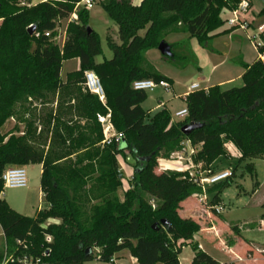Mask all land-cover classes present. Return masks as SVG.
Listing matches in <instances>:
<instances>
[{"label": "trees", "instance_id": "16d2710c", "mask_svg": "<svg viewBox=\"0 0 264 264\" xmlns=\"http://www.w3.org/2000/svg\"><path fill=\"white\" fill-rule=\"evenodd\" d=\"M81 1L50 0L28 7L0 0V263L5 258L7 264L110 263L127 250L138 264H181L183 248L201 227L179 210L202 189L188 174L165 172L177 193L164 199L145 177L158 159L180 151L183 142L198 148L194 160L207 170L229 156L227 145L237 150L240 164L263 159L264 63L240 62L242 87L190 93L183 119H174L166 108L151 114L142 108L147 93L134 90V83L173 81L147 65V53L169 34L180 33L209 48L214 33L226 24L223 15L231 14L240 0H147L134 12L129 11L132 0H104L101 6L118 27L120 44L108 38L113 58L102 63L96 61L103 54L100 37L87 29L90 11L77 10L78 20L68 24L63 47L54 41L59 22L67 21ZM257 17L264 20V7ZM46 32L53 33L48 38ZM170 46L173 56L163 57L176 62L182 45ZM73 59H79L80 68L63 80V64ZM86 72L100 79L104 103L85 89ZM108 114L124 134L118 146H102L98 116ZM11 121L15 126L5 133ZM191 124L202 127L183 134L182 128ZM127 155L135 161V172L122 201L120 158ZM36 164L42 166L46 208L30 218L1 198L2 176L8 168ZM246 167L253 172V164ZM230 184L231 178L208 189L212 205L220 203ZM50 220L59 222L47 225ZM233 230L242 238L238 225ZM198 246L191 264H220Z\"/></svg>", "mask_w": 264, "mask_h": 264}, {"label": "rangeland", "instance_id": "374dc122", "mask_svg": "<svg viewBox=\"0 0 264 264\" xmlns=\"http://www.w3.org/2000/svg\"><path fill=\"white\" fill-rule=\"evenodd\" d=\"M17 1L21 3L25 0ZM102 2L97 3L90 11L89 18V27L99 35L103 49V54L96 59L98 63L113 58V52L108 46V38L120 44L118 27L103 10ZM146 2L147 0H132L129 11L139 10ZM263 6L264 0H254V8L247 18L251 19L253 12L258 14ZM231 18L232 13L223 15L226 24L214 33L216 36L213 38L209 48L201 45L197 38L190 37L189 34H169L166 37L169 45H182L176 50V54L180 59L176 62L168 61L164 59L158 49H154L146 55L147 65L155 72L174 82L178 81L185 86L195 82L202 83L200 77L204 76L206 79L209 77L214 78L224 71L229 73L233 79H236L239 73L244 71L240 62L251 65L257 60L258 53L250 39V36L255 34L254 30L250 29L248 32L240 29L233 32L230 31L231 28L228 21ZM68 24V20L59 24L60 40L57 39L55 42L60 47H63ZM224 31L228 32L224 33ZM144 33V31L140 32L141 35H144ZM215 58L217 60H214ZM224 59H226L225 64L214 74V61L218 62ZM75 65L76 61L73 60L64 62L61 72L62 78L66 79ZM242 86V79H238L225 86L223 90ZM202 89L203 87H201ZM146 93L147 99L142 104V108L147 112L156 108L160 99L165 101L174 96L172 91L167 93L161 87ZM181 102L177 100L172 109L177 110L183 107ZM155 111L151 114H154ZM172 116L177 119L174 115ZM14 126L15 123L10 122L5 128V133L9 132ZM20 128L22 129L23 126ZM195 150L197 151L198 149L196 148ZM227 151L229 156L220 158L215 165V171L219 172L229 168L227 171L232 173L231 184L224 189L220 203L215 205L224 210L223 214L217 215L212 210L209 216L205 206L203 207L199 200L193 196L190 205L193 214L185 219L199 225L201 231L195 236L191 245L183 248L180 254L181 264L192 263L195 254L199 252L197 250L198 245L203 247V252L212 256L220 264H264V158L240 164L238 152L232 145H227ZM158 160L160 162L163 159ZM247 164H253V172L247 170ZM134 166L135 161L132 156L127 155L126 159L120 158V170L124 176L123 186L118 191L120 198L124 197V193L130 186L135 172ZM25 170L28 186L26 188H5L1 198L17 213L35 218L39 209L46 208V203L40 195L42 167L39 164L29 165ZM169 172H177V170ZM145 182L147 186L151 185L152 191L159 193L164 199H172L177 193L175 181H169L166 173L160 171L159 166L153 165L152 172L145 177ZM152 204L154 205V203ZM234 225H238L242 238L237 237L233 230ZM213 226L215 231L212 230ZM258 227L263 228V230H259ZM1 234L2 230L0 227V242L3 244ZM128 254L127 250L121 252L118 255L120 259L118 263L123 264V257H127ZM87 264L110 263L93 261Z\"/></svg>", "mask_w": 264, "mask_h": 264}, {"label": "built area", "instance_id": "2783aa9c", "mask_svg": "<svg viewBox=\"0 0 264 264\" xmlns=\"http://www.w3.org/2000/svg\"><path fill=\"white\" fill-rule=\"evenodd\" d=\"M50 0H25L20 3L21 6H34L39 3H46ZM104 0H82L77 4L74 13L68 19V22H76L78 20L77 10L79 8L91 11L99 2ZM253 0H240L238 7L232 12V18L228 21L230 28L236 30H243L248 32L250 29H253L255 34L250 36L254 48L258 53V58L260 62L264 63V20L259 21L258 17L247 18V16L252 11ZM61 22H59L60 24ZM59 24L55 29L57 35L54 38V41L57 39L60 40L59 35ZM53 32H46V37H51ZM66 34V32H65ZM66 41V36H64L63 45ZM85 89L100 98V100L105 102V94L103 86L100 79L96 76L94 72L85 73ZM161 87L165 92L170 93L172 90V85L168 82L162 81L159 84L155 83L152 80H143L137 81L133 85V89L136 91H154L156 88ZM197 90H201L199 85L194 84L191 86V93ZM188 96V95H187ZM187 98V97H186ZM186 101V99H185ZM188 115L187 109H183L175 113V118L183 119ZM98 122L100 123L103 131L104 139L102 141V146H110L116 144L117 146L121 144L124 139V134L117 132L112 121L111 115L107 116H98ZM181 150L172 154L168 160H161L158 164L160 171L169 172L171 170H177L179 173L188 174V179L193 184H196L202 189V194L196 196L199 200V203L210 212L213 210L217 215L223 214V209L212 205L210 196L208 194V189L214 185L220 184L232 177L231 172H215L213 169H205L203 163H196L195 156L197 155V147H193L189 142H183L181 144ZM189 149V150H187ZM198 149V148H197ZM2 181L5 188H26L28 186L27 173L24 167L17 168H8L3 176ZM212 230L215 231V227H212ZM51 240L50 238L48 239ZM198 248L201 250L202 246L199 245ZM9 259H6L0 264H7ZM115 263V258L111 260L110 264Z\"/></svg>", "mask_w": 264, "mask_h": 264}, {"label": "crops", "instance_id": "0c3cea01", "mask_svg": "<svg viewBox=\"0 0 264 264\" xmlns=\"http://www.w3.org/2000/svg\"><path fill=\"white\" fill-rule=\"evenodd\" d=\"M263 7H264V6H263ZM263 7H262V9H263ZM253 8H254V0H253V4H252V9H253ZM259 13H260V12H259ZM259 13H258V14H259ZM258 14H256L255 12H253L252 17H257ZM218 59H219V58H218ZM214 60H217V58H215ZM73 61H76V65H75V67H73V69L70 70L69 73H72V72L78 71L79 68H80V61H79V59H73ZM225 61H226V59H224V60H219L218 62L214 61V64H215V65H213V72H214V74L217 72V70H218L220 67H222V65L225 64ZM97 63H98V62H97ZM244 72H245V70H244L242 73H239V75H238V77H237L236 79H233V78L229 75V73H226L225 71L222 72V73H220L219 75H217V76L214 77V78H210V77H209L208 79H206V78L203 76V77H200V80L202 81V83L195 82V83H192V84L189 85V86L182 85V84L179 83L178 81H176V82L173 81V83H172V90H171V91H172V93H173L174 96H172L170 99L165 100V101L162 100V99H160V100H159V105H158L156 108L152 109L150 112L152 113L154 110H156V111L154 112V113H156V112H158V111H160V110L166 108V109H168V110L171 112L172 115L175 116V113H177V112H179V111H181V110H183V109L186 108L185 99H186L187 95H189V94L191 93L190 88H191L192 85L197 84V85H199L200 89H201V87H203V90H208L209 88L214 87V86H220L222 89H224L225 86L230 85V84L233 83L235 80L242 79V76H243ZM61 77H62V75H61ZM62 79L65 80L64 78H62ZM177 100L182 101L181 103H183V107H181V108H179V109H177V110H175V109L173 110L172 108H173V106L175 105V103H176ZM72 104H74V102H73ZM75 119H77V118L75 117ZM11 122H14V123H15V121H11ZM84 123H85V122L83 121V122H82V125H83ZM234 149H235V148H234ZM236 151H237V150H236ZM238 156H239V154H238ZM215 165H216V162H215V164H214V166H213V170H214V171H215ZM41 167H42V166H41ZM227 169H229V168H225V169H223V171H219V172H225V171H227ZM215 172H218V171H215ZM40 195H41L42 199H44V196H43L42 190H41V192H40ZM119 198H120V197H119ZM123 198H124V197L120 198V200L123 201ZM192 198H193V197L189 198L188 200H186L184 203L181 204V208H180L179 211H180L181 215H182L184 218H188V217H190V216L193 214V212H192V210H191V208H190V205H191V199H192ZM40 210H41V209H39L38 212H39ZM207 214H208V211H207ZM58 222H59V221H57V220H50V221L47 222V225H48V224H52V223H58ZM258 228H259V230H263V228H264V222H263V228H260V227H258ZM1 236H2V234H1ZM201 250L203 251V247H202ZM128 252H129V251H128ZM124 258H125V259H124ZM119 260H120V259H119V256H118V258L115 259V263H114V264H119V263H118V262H120ZM135 263L138 264L137 261L131 257L130 252H129V254H128L127 257H123V264H135ZM180 263H181V262H180ZM86 264H87V263H86ZM121 264H122V263H121Z\"/></svg>", "mask_w": 264, "mask_h": 264}, {"label": "water", "instance_id": "95a60500", "mask_svg": "<svg viewBox=\"0 0 264 264\" xmlns=\"http://www.w3.org/2000/svg\"><path fill=\"white\" fill-rule=\"evenodd\" d=\"M88 31H89V34L92 33V29L90 27L87 28ZM35 31V28L34 27H31L30 28V33L33 34ZM158 50L159 52L162 54V56L164 57H172L173 54H172V48L171 46L166 42V41H163L160 43L159 47H158ZM202 125L200 124H191V125H187L185 127L182 128V132L183 134L185 135H189L192 131H194L195 129H198V128H201ZM162 226H167L168 225V222L167 221H162ZM153 229L154 230H158V226L157 224H155L153 226Z\"/></svg>", "mask_w": 264, "mask_h": 264}]
</instances>
